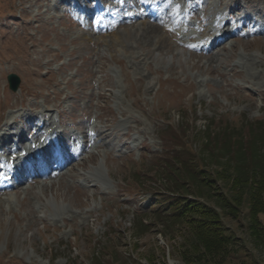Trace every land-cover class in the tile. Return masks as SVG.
Segmentation results:
<instances>
[{
    "label": "rangeland",
    "instance_id": "obj_1",
    "mask_svg": "<svg viewBox=\"0 0 264 264\" xmlns=\"http://www.w3.org/2000/svg\"><path fill=\"white\" fill-rule=\"evenodd\" d=\"M90 1L80 15L71 0H0V130L13 120L7 134L22 136L38 112L52 115L68 160L77 133L90 125L100 132L99 145L67 173L0 199V264H185L188 231L165 200L186 192L174 176L186 180L188 168L202 169L199 177L216 179L212 193L234 187L232 165L241 157H212L226 130L246 145L255 138L250 147L260 149L249 156L264 157V31L248 32L264 0H178L204 42L210 17L235 24L239 35L209 52L145 18L142 0H98L109 14L93 28ZM151 1L160 15L176 0ZM215 197L204 195L210 204ZM248 216L245 202L223 217L234 233L232 264H264Z\"/></svg>",
    "mask_w": 264,
    "mask_h": 264
},
{
    "label": "trees",
    "instance_id": "obj_2",
    "mask_svg": "<svg viewBox=\"0 0 264 264\" xmlns=\"http://www.w3.org/2000/svg\"><path fill=\"white\" fill-rule=\"evenodd\" d=\"M225 132L228 137L222 143L214 142L212 157H215L214 162L222 157L228 158L227 160L241 157V161L236 159L232 165L235 186L229 190L226 187V191L212 193L216 179L207 175L199 177L198 174L204 170L188 168L186 171L183 169L189 176L187 181L173 173L175 183L184 184L179 185L178 190L183 186L186 192H177V195L165 199L173 220L185 223L188 231L186 248L180 255L185 264H232L228 246L233 242L234 233L222 220L224 216H236L245 202L249 209V234L255 243L264 246V220L259 217L264 214V157L254 160L249 156L250 151H259L260 144L250 147V142L254 143L255 138L252 137L246 145L243 137L229 136L230 130ZM205 140L204 146L210 148L208 138ZM203 194H207L208 198L216 196V204L208 203ZM242 264L262 263L253 261Z\"/></svg>",
    "mask_w": 264,
    "mask_h": 264
},
{
    "label": "water",
    "instance_id": "obj_3",
    "mask_svg": "<svg viewBox=\"0 0 264 264\" xmlns=\"http://www.w3.org/2000/svg\"><path fill=\"white\" fill-rule=\"evenodd\" d=\"M7 78L10 88L15 90L19 83V77L15 73H9Z\"/></svg>",
    "mask_w": 264,
    "mask_h": 264
},
{
    "label": "bare ground",
    "instance_id": "obj_4",
    "mask_svg": "<svg viewBox=\"0 0 264 264\" xmlns=\"http://www.w3.org/2000/svg\"><path fill=\"white\" fill-rule=\"evenodd\" d=\"M261 5H263V4H261ZM261 8H262V6H261ZM256 10H257V8H256ZM99 11H100V9H99ZM253 11H255V10H253ZM258 11V10H257ZM181 25H183L182 23H176L174 26H173V28H176V29H179V27L181 26ZM263 27H264V25H263ZM214 31V30H213ZM216 34H221V38L220 39H222V36H225L224 35V32H222V31H217V33ZM1 129V128H0ZM1 131V130H0ZM5 133V131H1L0 132V134L2 135V134H4ZM68 170H70V169H67V171ZM67 171H66V173H67ZM6 173H8V172H6ZM6 173H4L3 175H5ZM42 184H46V183H42ZM42 188L44 187L43 185L41 186ZM37 188H39V186H37Z\"/></svg>",
    "mask_w": 264,
    "mask_h": 264
}]
</instances>
